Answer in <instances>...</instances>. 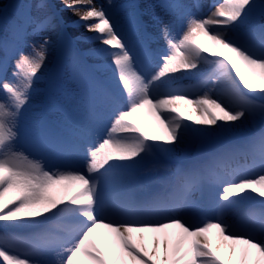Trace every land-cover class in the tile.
Here are the masks:
<instances>
[{"label": "snow or ice", "instance_id": "snow-or-ice-1", "mask_svg": "<svg viewBox=\"0 0 264 264\" xmlns=\"http://www.w3.org/2000/svg\"><path fill=\"white\" fill-rule=\"evenodd\" d=\"M61 4L78 18L73 23L92 33L85 39L101 45L79 55L109 58L117 90L97 88L86 98L87 110L106 113L108 124L87 143L83 170L20 150L22 111L58 23L52 11L39 14L52 7L47 0L20 6L0 38V264H264V213L252 224L232 218L246 200L259 197L264 204V127L242 145L226 146L178 173L181 179L166 195L137 200L126 183L154 152L187 150L201 137L255 121L264 125V24L254 19L258 9L264 17V0H219L206 14L199 3L193 5L197 14L179 0L164 5L173 20L160 29L165 51L158 54L149 47L146 26L137 25L145 37L137 47L96 0ZM58 40L70 58L59 68L70 66L79 77L71 38L59 33ZM154 56L156 67L143 71L142 63ZM206 66L198 85L176 84L178 74H199ZM31 147L40 152L52 142L38 135ZM237 154L250 157L258 171L225 167ZM205 185L217 189L210 206L197 198ZM53 219L59 221L55 229L32 243H22L15 231Z\"/></svg>", "mask_w": 264, "mask_h": 264}, {"label": "rangeland", "instance_id": "rangeland-1", "mask_svg": "<svg viewBox=\"0 0 264 264\" xmlns=\"http://www.w3.org/2000/svg\"><path fill=\"white\" fill-rule=\"evenodd\" d=\"M12 1L15 2L14 6L15 7L17 6V9L16 10L11 9V10H6V11L1 12L2 13L1 14L2 21L0 20L1 21L0 23H1L2 28H1L0 32H1V35L3 37L7 36V25L12 19L15 18L16 13L19 10H21L20 6L23 4L29 3V1H20V0H12ZM148 1L152 2V4L154 5V7L156 9V12L157 13L159 12L160 19H161L160 20L161 24H160V26L158 25L159 29L157 30V28L155 27V21L151 18V16L149 18L147 12L145 13V11H144L145 18L148 20V23H149L148 25H149L150 33L154 37L152 39V41L154 42V47H153L154 54H158L160 52L165 51V43L163 44L164 40L161 39V37H160V29L165 24H168L171 26V21L173 20V17L169 14L170 10H168V9H166V7H164V4L162 3L161 0H148ZM32 2L34 4L35 0H32ZM173 2H176V0H171V3H173ZM179 2L182 4L188 5L190 11L193 14H197L196 9L193 7V5L195 3H199L202 6V11L205 14H206L207 10L210 9V6L213 5V0H179ZM256 2H257V4H260L262 2V0H256ZM114 9H117V12L113 13L112 17L118 22L120 28L123 31V34L132 43L136 44L137 47H139V45L144 41V38H143L142 30L141 31L137 30V25L139 22H138L137 14H136L135 0H123L122 2L118 1L115 5ZM32 11H33V14H36L34 7L32 8ZM43 14H45V12H43ZM254 19H255V22L257 24H264V17H262L260 15L259 9L257 10V13H256ZM124 25H125V27H124ZM57 27L54 31H52L50 33V35L52 37V45H53L54 51L56 49V43H57L58 34H59V32H58L59 29ZM177 27H181V26H177ZM248 27H249V25L242 26L241 31H247ZM175 28L176 27H174V29ZM32 39H33L32 37H29L30 42ZM156 62L157 61H156L155 56H154L150 61L142 63L141 69L143 71H146V72H151L156 67V64H157ZM47 71H48V68L45 72V75L47 74ZM110 71H114L113 66L110 68ZM203 71H202L203 73L201 72V73L195 74L193 76L199 77L200 75L204 74L207 71V66H206V69ZM11 73H12V67L10 70V75L8 76L9 79H11ZM182 76L187 77L185 74H182ZM106 77L108 79H110L111 82L117 87V82L111 74L106 76ZM75 80L76 79L72 75L71 70H68V72H66L64 74V76H62V78L60 80H58L57 85H56V90H55V97L57 99V102L59 103V105L62 108L60 107V110L59 109L56 110L57 113H55V119H56V122L65 130L67 135L72 139V141L78 145L79 150H81L82 141L84 142L87 140H86V138H85V136L81 130L80 123L77 120H75V118H74L78 114V111H76V109L73 107V105L71 103L72 99H70L68 97V95L65 94L66 91L63 90V88L66 87V85H65L66 83L69 82L73 85ZM193 81L195 82L196 80L194 79ZM58 84L60 85V87H58ZM179 86H181V85H179ZM77 89H78V86H77ZM76 91H77V95H76L77 99L82 104L84 113H86V115L84 117L92 116L94 118L100 119V118H104L106 116V113H101L98 115L90 113L86 108V102L84 100V95H83L82 90L78 89ZM32 94L34 96L36 95V94H34V92H32ZM30 105H31V107L29 110H27L26 107L23 109L22 115L20 118L21 132H20V139L18 140V143H17L18 148L23 147L22 141H21L22 136L35 137V136H38V134H40V132H41V122H42V118H41L42 99H41V97L37 101L33 100L32 102H30ZM61 109H62V111H61ZM67 113L71 114L73 117H69V115ZM260 123L261 122H259V121H255V123H253L251 125L250 124L245 125L242 129H239V130H237L231 134L219 133V134H215V135L204 136L203 137L204 145L219 144V143H224V142H228L231 140H235L236 138L239 139L243 136L246 137L245 135L254 132V130L260 125ZM202 145L197 142L196 145H194L192 147L191 154H195L197 152V149H202L203 148ZM78 151H74V150L70 151V152H68V151H59V152L50 151V152H46V153H44L40 156L38 155V156L41 158L60 157V158L67 159L69 162L68 165H70V166H74V164H81L82 165V161H83V159L81 157L82 155L80 156V152H78ZM165 154L169 158L172 157L171 155H169L167 153H165ZM184 157L187 158L186 155ZM147 162L143 163V165H146ZM140 166H142V165H140ZM235 166H240L241 168L247 166L249 169L258 171V168L254 167L252 159L250 157H247V156L242 155V154H240V157H238L235 160L234 164L231 165L230 167H235ZM227 167L229 168V166H227ZM197 198L199 200H201V202H202L201 193L197 194ZM252 203H253V201H252ZM262 213H260V214H262Z\"/></svg>", "mask_w": 264, "mask_h": 264}, {"label": "bare ground", "instance_id": "bare-ground-1", "mask_svg": "<svg viewBox=\"0 0 264 264\" xmlns=\"http://www.w3.org/2000/svg\"><path fill=\"white\" fill-rule=\"evenodd\" d=\"M9 1H11V0H0V19H1V14H2L1 12L4 11V9L6 10V7L8 6ZM118 1L122 2L123 0H96V3L99 5H102L106 9V11H108L110 13V15L112 16L113 13L117 12V9H114V7ZM169 1L171 3V0H169ZM217 2H219V0H213V4L217 3ZM47 3L49 5H51L52 7L48 10H41V12L39 14L43 15V12H46V11H52L53 12L54 11L53 8H55L56 11L60 12V17H57L58 15L56 14V11H55V15H56L57 20H58V23H57V26H58L57 28L59 29L58 32H60L64 28H67L70 31L71 36L73 37V41L79 47H81L83 51H85L87 49H98L101 47V45H99L98 43H92V42L87 41L85 39L86 37L91 36L92 33L86 32L82 26H78L75 23H73L78 18L76 16H74L69 10L63 8V6L61 4V0H47ZM141 5H142L145 13L147 12L149 18L151 16V18L155 21V27L158 30L159 26L161 24L159 12L158 13L156 12V9H155L154 5L152 4V2H150L148 0H141ZM211 7L212 6H210V8ZM35 11H36V9H35ZM36 14H37V12H36ZM146 24L148 26L149 23H146ZM124 27H125V25H124ZM181 30H182V27H176L175 29L173 28V31L176 33H178ZM163 44H164V42H163ZM153 47H154V42H153ZM25 51L27 52L28 49L25 48ZM54 52L55 51L53 50V45H52L50 48L49 58L45 62L44 68H42L41 72L39 73V79H37L35 82L34 91L45 89L44 75H45V72H46L47 68L49 67V65L52 61V57H53ZM0 55H2V53H0ZM106 63H108L110 65V67H112V64H111V61L109 58L103 57V58H97L96 59V64H106ZM206 72L204 74L200 75L199 77H194L193 75H195V74L185 73V75L187 77L182 76V74H178L177 77L175 78V82L177 84L183 86L184 88H193L194 86L199 84V82H196V84L193 85L194 84V83H192V82H194L193 80L194 79L199 80L200 78L202 79L203 76L206 75ZM103 73L105 76H108L111 74L114 77V79L116 80L115 70L110 71V69H107V70H104ZM9 75H10V73H9ZM65 85H66V87H64L63 90L66 91L65 94H67L68 97L70 99H72L71 103H72L73 107L76 109V111H78V114L74 118H75V120H77L80 123L81 130H82V132H83V134L87 140L84 142L82 141V148H81V150L78 151V152H80V156L82 155L81 156L82 159H84V149L87 146V143L92 142L93 140L99 138L100 136H102L104 134V132L106 130V125L108 124V116L106 114V116L104 118H100V119H95L92 116L84 117L86 115V113H84L83 106L80 103V101H78L77 96H76L77 95L76 90H78L77 86L75 84L72 85L69 82L66 83ZM40 97L43 101L44 95L43 96H39V95L34 96L32 94L30 102H32L33 100L37 101V100H39ZM30 107H31V105L29 103L26 106V109L29 110ZM253 123H255V122H253ZM253 123H251V124H253ZM247 125H249V124H247ZM216 134H219V133H216ZM224 134H231V133H224ZM247 135L248 134H246L245 136H247ZM198 141L203 143L204 142L203 137H201ZM19 149L24 151L26 154L30 155L32 158L41 159L42 161L46 162L47 164L56 165V166H63V165L69 164L68 160L64 159V158H60V157L41 158L37 154H35L34 152L26 150L24 147H19ZM76 150H78V148H76ZM191 150H192V147L187 149V150L178 149L175 152H163V153H167V154L172 156L169 158L172 163H175V162L181 163V162H184L182 160L183 158H185L184 156L185 155L187 156L191 152ZM237 157H238V154L235 156L234 162H235ZM145 162H147L146 165H143V163H145ZM159 162H160V160L157 157V155L155 154V152L151 156L147 157L143 162H141L133 170L135 172H138V176L134 177V176L130 175V177L126 181L128 189L132 190V189L138 188V187L144 188L145 183H147V182H150V181L163 182L165 179H168L162 171L163 169H166V168H163V167L158 168L157 164ZM140 165H142V166H140ZM74 166L79 167L83 170V161H82V165L81 164H74ZM148 166H151V168L146 169ZM239 168H241V167L240 166L229 167V169H232V170L239 169ZM173 169H175V168H173V167L168 168L169 171H171ZM161 174H164L165 178L163 176L160 179L159 176ZM177 174L178 173L176 172L175 175H177ZM216 193H217V189H215V191H213V201L216 199ZM252 201H253V203H252ZM262 212L264 213V204H262L260 202L259 197H256V198L251 199V200H246L242 204H240L234 210L232 218L235 222L237 220L243 219V220H248V222L245 221L246 224H252L259 218V216L261 215L260 213H262ZM57 223H59V221L57 219L50 220L48 225H43L44 228L41 229L40 235L49 229L54 230L55 225ZM39 226H42V225H39ZM29 229H32V228H25V229H19V230H29ZM57 234H59V233H57ZM35 237H37V236H35ZM48 259L54 260L55 257L49 256ZM129 264H131L130 261H129Z\"/></svg>", "mask_w": 264, "mask_h": 264}]
</instances>
